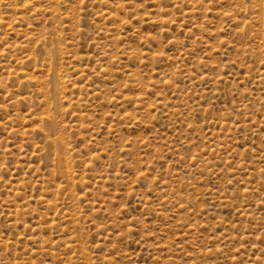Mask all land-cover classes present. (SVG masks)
I'll return each instance as SVG.
<instances>
[{"label": "rangeland", "instance_id": "rangeland-1", "mask_svg": "<svg viewBox=\"0 0 264 264\" xmlns=\"http://www.w3.org/2000/svg\"><path fill=\"white\" fill-rule=\"evenodd\" d=\"M0 264H264V0H0Z\"/></svg>", "mask_w": 264, "mask_h": 264}]
</instances>
